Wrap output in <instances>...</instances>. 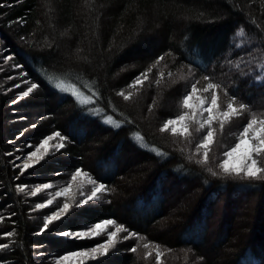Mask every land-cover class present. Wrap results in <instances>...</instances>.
<instances>
[{
  "label": "trees",
  "instance_id": "16d2710c",
  "mask_svg": "<svg viewBox=\"0 0 264 264\" xmlns=\"http://www.w3.org/2000/svg\"><path fill=\"white\" fill-rule=\"evenodd\" d=\"M55 1L48 30L42 0H0V46L9 51L15 74L38 85L20 98L24 90L9 91L1 74L5 64L0 67V244L9 245L0 249V260L34 264L32 247L41 240L33 234L31 199L18 188L81 169L105 185L104 198L54 228L77 230L78 218L111 219L137 233L110 255L113 264H156L154 253L145 258V243L164 252L162 264H264V180L227 175L218 167L251 114L264 115V0ZM89 23L99 64L62 51L81 42ZM158 57L163 59L156 63ZM150 67L142 86L129 87ZM206 76L221 85L222 104L235 96L249 111L223 132L214 125L216 142L205 163L196 145L206 130L198 133L192 125V135L182 137L160 129L180 114L181 98L193 83L200 88L209 82ZM60 79L92 100L82 104L56 88ZM121 91L133 95L125 100ZM30 111L42 114L26 131ZM109 116L119 127L105 122ZM53 132L65 137L64 147L36 166V176L20 178L10 151L25 137ZM259 161L264 167V156ZM174 201L179 208H172ZM56 244L53 249L77 247Z\"/></svg>",
  "mask_w": 264,
  "mask_h": 264
},
{
  "label": "snow or ice",
  "instance_id": "6c2138e0",
  "mask_svg": "<svg viewBox=\"0 0 264 264\" xmlns=\"http://www.w3.org/2000/svg\"><path fill=\"white\" fill-rule=\"evenodd\" d=\"M243 34V29L237 33L238 36H242ZM162 59L163 57H158L156 63H159ZM236 67L238 68L239 65H236ZM151 71L152 67L141 73L136 77L133 84L129 85V87L134 88L138 85L142 86L149 79V73ZM168 75L171 76L172 74L168 73ZM160 76L162 78L163 73H161ZM204 79L209 81L206 86L198 88V82L193 83L191 85V90L187 91V93L181 98L179 104L181 109L180 114L175 116V118L166 120L160 131L164 132L170 129L171 134L173 135L189 137L192 135V131L190 130V126L192 125L197 126L195 131L198 133L206 130L203 139L196 145L197 152H200V150L203 149V160L200 162L206 163L209 158L211 147L216 142L217 130L214 125L218 124L220 132H223L225 127L231 124L234 119L240 118L245 112H248L249 106L245 103L238 102V99L235 96H231L228 98L226 104H222L219 95L221 85L211 82L210 78L207 76L204 77ZM256 79L259 80L261 77L257 76ZM159 82L160 80L158 79L156 83ZM54 86L62 91H72L78 101L82 104L88 103L92 100L91 96H83L74 86L68 88L62 79L58 80ZM37 87L38 85L33 83L31 87H28L26 91L20 94V96H28ZM118 94L123 96L125 100L130 99L133 95L132 92H128L127 95H125L123 91ZM105 122L119 127V124L110 116L106 117ZM57 137L61 143H57L52 147L57 150L64 147L63 141L65 140V137L59 132L53 133L51 136L44 138L40 141L36 151L29 152L28 155L30 157V162L24 163L21 171L23 172L25 169L32 168L34 165L44 160L50 152L49 142ZM136 138L137 140L143 139L139 133L136 134ZM235 139L236 143L234 146L223 152L224 159L220 162L218 167L224 174L242 176L248 179L264 180V167L260 166L259 161V158L264 156V115L258 116L257 114L252 113L247 120V123L243 124L242 130L238 132ZM215 174L216 173H213V175ZM80 176H87V174L83 173L81 169H77L72 175V180H76V178ZM88 182L92 184L93 187L91 189V194L87 196V199H81L74 205L65 202L62 206H58L56 212H52L51 215L44 217L43 226L40 228V232H45L51 227H54L56 222H61L71 208L80 207L88 201L98 198L100 193L106 191L104 184H96V182L90 177ZM51 187V184H43L36 187L30 194L36 196L42 190ZM80 187H82V185ZM71 188L72 185L69 183L68 187L57 191L55 196L51 199L45 200L44 203L37 204L36 209L49 207L54 203L56 197L67 196L71 191ZM18 191H25L24 186H20ZM80 195L83 196L84 193L81 192ZM110 226H114V230H108ZM122 232H127V235L122 237L123 240H128L130 237L138 235L137 233L128 231L124 225L117 224L116 221L111 219L96 223L86 230L59 232L58 235L60 236L74 239H92L102 234H106L107 239L103 243L92 247L90 250L74 251L61 255L55 259L54 264H85L87 260H95L98 256L106 255L109 250L118 243V238ZM3 235L11 237L14 233L5 232ZM8 246L9 245L7 244H0V249H6ZM143 247L145 249L152 247L155 253L156 264H162L164 252L160 250L158 245L145 243L143 244ZM130 251L136 252L137 248L133 247ZM152 254L153 252H147L145 258H149Z\"/></svg>",
  "mask_w": 264,
  "mask_h": 264
},
{
  "label": "rangeland",
  "instance_id": "374dc122",
  "mask_svg": "<svg viewBox=\"0 0 264 264\" xmlns=\"http://www.w3.org/2000/svg\"><path fill=\"white\" fill-rule=\"evenodd\" d=\"M55 2H56L55 0H42V7H41L40 11H41V16L43 18V20H42L43 25L46 28H48V30L53 29L51 24H50V21H51L52 16H53L52 14H54V12H52L50 9L54 10ZM80 6H81V10L83 12L84 11L86 12V10H88V6L87 7H85L86 5H80ZM83 28L85 29L86 26L85 27L83 26ZM88 28H89L90 32L89 33L86 32L85 35H83L84 37L82 38L81 42L78 45H76V47H70V48L63 47L62 51L64 54L68 55L71 58H75L76 60H82L85 58V56L86 57L88 56L92 62H98V64H99V62H100L99 57L98 56L95 57V55L99 54V51L97 49V51L94 53L93 49H95V47H92V45H91V43H92L91 38L94 37L93 36L94 25L90 24L88 26ZM54 33H56V35L58 37L61 36L65 39H67L69 36L67 32H65L63 30H59V29H57V30L55 29ZM80 46H83V48H80ZM8 52L9 51H7V49H4L2 46H0V67H2L5 64L3 66V68L1 69L2 78H5L4 80H6L5 86L7 84L10 85L9 91L13 88L14 89L19 88V89L26 91L27 88L31 87L32 84H30L29 81L27 82V80L23 79L21 77V75L17 76L15 74L14 69L11 66L12 63H10V61H9L10 60L9 56H7ZM12 73H14V74H12ZM65 85L68 88L73 87L69 84H65ZM201 86H203V84ZM205 86H203V87H205ZM203 87H200V88H203ZM6 90L8 91V89H6ZM64 92L71 94L78 101L77 97L72 93V91H64ZM82 95L85 96L84 94H82ZM23 97H20V98H23ZM168 103L172 104V100H168ZM221 103H222V101H221ZM22 112L23 111H19V115H21ZM29 114L31 115V117L26 119V121H27L26 122V124H27L26 131L31 129L33 126H36V124L38 123V120L41 119L38 116L41 115L42 112L38 113L36 115V111H30ZM53 133H56V132H53ZM53 133L47 135L46 137L51 136ZM46 137H44V138H46ZM44 138L40 139L39 137H30V136L25 137L23 141L21 140L20 143H17V146L13 147V149L10 151V156L13 158L12 159L13 164L19 168V177L20 178H24L25 180H29V178H31L32 176H36L35 173H33L36 171L35 170L36 166L40 165V163L44 160L52 159V158L54 159L56 157L59 149L58 150L54 149L52 146L57 144V143H61V141L59 140L58 137L54 138L53 140H51L49 142L50 152L44 158V160L40 161L38 164L34 165L32 168L25 169L23 172L21 171L23 164L26 162H30V157L28 155L29 152L36 151V148L39 146L40 141H42ZM64 142L65 141H63V144H64ZM222 158L224 159V157H222ZM260 159H261V157L259 158V160ZM76 170H71V171L62 170L59 174L55 173L52 176V179L48 182L28 183L26 185H22V186H24L25 191H23V192L19 191V193L24 198H27L29 200L31 199L30 200L31 222L34 225V233L33 234L35 236H40V239H41L38 244H36L32 247V250H33L32 255L34 256L33 259L35 260L34 264H54L55 259L61 255H64V254L69 253V252H74V251L90 250L92 247L96 246L97 244L103 243L107 239L106 234H102V235L97 236V237L92 238V239H74V238L64 237V236L58 235L59 232H63V231L86 230L87 228L91 227L92 225L99 223V222H102L104 220L94 222V223H92V222L83 223V221H82L83 219L78 218L77 222L79 221L80 226L78 227L77 230H71V229H69V230L62 229L61 230V229H55L54 228V227H56V224H58V225L63 224L65 218L70 216V214H73L74 211H76L77 209L84 207V206H91V205L93 206V205L101 202L104 198L105 191L100 193L98 198L93 199L91 201H88L86 204H84L80 207L71 208L69 213L66 215V217L61 222H56L54 227H51L49 230H46L45 232H40V228L43 226L44 217L51 215L52 212H56L58 210V206H62L65 202L74 205V204L78 203L81 199H87V196L91 194V189H92L93 185L88 182V179H89V177L92 180H94V179L90 175H88L85 171L82 170V172L86 173L87 176H80V177H77L76 180H72V175L76 172ZM227 175L235 176L232 174H227ZM94 181L96 182V184H99L96 180H94ZM69 183L72 185V188H71V191L68 193L67 196L56 197L54 203L52 205H50L49 207L36 209L37 204L44 203L45 200L51 199L52 197L55 196V193L57 191L61 190L62 188L68 187ZM43 184H51L52 187L49 189H46V190H42L36 196H33L30 194L31 191H33L36 187L43 185ZM81 185H82V187H80ZM81 192L84 193L83 196L80 195ZM175 206L179 208L180 202L174 201L172 208H174ZM172 208L170 211H172ZM108 230H114V226H110ZM125 235H127V232H122L120 234V237L118 238V243L113 248H111L106 255L98 256L97 259H95V260H87L85 262V264H113L112 263L113 261L111 259L113 257H111L110 255H112L115 252V250H119L120 247H123V245L121 246L119 244H121V243L125 244L131 238L130 237L128 240H123L122 237ZM70 242H73L75 244V246H77L76 247L77 249L75 247H69V249L66 250V248H64V247L61 248L60 246H58L56 249L52 248V244L54 246H56L57 245L56 243L66 244V243H70ZM128 250H129V247L127 248V251ZM148 251L153 252V249H150V248L145 249L146 253ZM154 256H155V253H154ZM0 264H11V263L0 260Z\"/></svg>",
  "mask_w": 264,
  "mask_h": 264
}]
</instances>
